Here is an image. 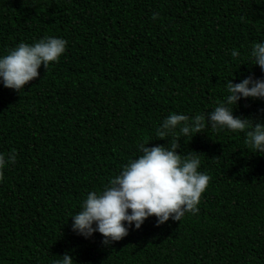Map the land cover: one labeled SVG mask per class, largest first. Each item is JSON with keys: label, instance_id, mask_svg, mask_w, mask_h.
I'll list each match as a JSON object with an SVG mask.
<instances>
[{"label": "trees", "instance_id": "1", "mask_svg": "<svg viewBox=\"0 0 264 264\" xmlns=\"http://www.w3.org/2000/svg\"><path fill=\"white\" fill-rule=\"evenodd\" d=\"M46 36L67 41L59 62L20 92L0 78V153L16 152L0 181V264L65 252L76 264H264V154L228 129L156 135L171 113L207 117L230 79H264L250 55L264 43V0H0V57ZM232 107L264 121V99ZM174 136L212 178L198 213L159 226L150 216L107 246L72 230L139 144L170 148Z\"/></svg>", "mask_w": 264, "mask_h": 264}, {"label": "clouds", "instance_id": "2", "mask_svg": "<svg viewBox=\"0 0 264 264\" xmlns=\"http://www.w3.org/2000/svg\"><path fill=\"white\" fill-rule=\"evenodd\" d=\"M159 13H153V20ZM67 41L46 36L33 44L21 42L3 57H0V78L4 87L18 92L39 77L41 65L47 70L52 62H59L66 51ZM233 58L240 55L238 50L231 52ZM253 63L264 71V43H254L250 53ZM229 93L225 100L207 114L190 117L171 113L157 129L159 139H167L172 130L180 127L183 136L204 132L208 126L215 131L228 129L245 134L246 146L264 154V121L256 122L249 117L233 114V105L241 97L264 99V79L252 76L239 83L230 79L226 83ZM180 136H174L171 146L165 144L147 147L148 142L138 145L142 153L123 166L122 171L110 179L101 191H91L83 201L80 211L72 216V230L89 238L95 232L103 237L102 244L110 245L129 234L133 224L139 229L150 216L157 218V226L170 218L180 221L186 212L198 213L202 194L207 191L211 176L199 171L200 159L197 155L183 156ZM16 162L13 150L8 159L0 153V181L4 179L3 169L7 163ZM130 210V211H129ZM127 224V226H126ZM53 264H76L74 258L65 252Z\"/></svg>", "mask_w": 264, "mask_h": 264}]
</instances>
